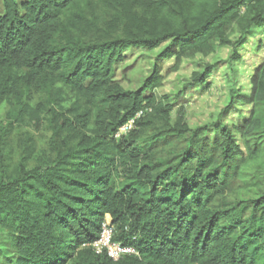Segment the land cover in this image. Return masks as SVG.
I'll return each mask as SVG.
<instances>
[{
    "label": "trees",
    "instance_id": "1",
    "mask_svg": "<svg viewBox=\"0 0 264 264\" xmlns=\"http://www.w3.org/2000/svg\"><path fill=\"white\" fill-rule=\"evenodd\" d=\"M255 29L264 32V0H4L0 105L19 88L76 97L48 110V148L14 160L0 134V228L14 264H264V181L257 198H229L245 185L244 149L263 158L264 60L250 93L237 95L250 116L214 136L191 129L184 113L173 124L154 95L159 64L137 91L114 81L132 48L169 44L158 58H174V71L226 48L239 62ZM213 73L206 65L195 85L207 88ZM156 123L162 129L146 135ZM107 217L113 241L136 255L96 252Z\"/></svg>",
    "mask_w": 264,
    "mask_h": 264
},
{
    "label": "rangeland",
    "instance_id": "2",
    "mask_svg": "<svg viewBox=\"0 0 264 264\" xmlns=\"http://www.w3.org/2000/svg\"><path fill=\"white\" fill-rule=\"evenodd\" d=\"M3 12L4 0H0V16ZM263 44L264 32L255 29L238 51L241 56L239 62L232 61V53L226 48L209 57L185 59L176 71L174 58L166 61L158 58L169 44L154 51L132 48L127 51V60L116 66L114 81L126 92L137 91L151 75L154 66L159 64L164 80L162 87L155 90L154 95L159 102L172 108L173 124L177 115L184 113L191 129L207 127L214 136L213 131L217 126H240L250 116L251 107L242 106L237 95L250 93L253 72L264 60V48H260ZM206 65L215 69V73L208 78L207 88L195 85L193 81V74L202 73ZM17 94L0 105V134H7V148H4L12 150L14 160L25 149L40 151L48 148L51 132L48 110L62 102H65L63 107L67 109L76 102V97L70 91L59 87L46 94L19 88ZM232 102L233 105L229 108ZM258 115L264 124V105L260 106ZM151 127L149 131H144L146 135L154 134L155 128L161 130L162 124L156 123ZM235 137L243 148L241 135L236 133ZM255 137L258 142L264 143V129L256 132ZM244 152L247 160L242 169L245 185L242 184L239 190L230 193L231 199L257 198L263 188L264 152L261 153L263 158L251 156L248 159L246 149ZM7 238V232L0 228V264L15 262L14 252L10 251Z\"/></svg>",
    "mask_w": 264,
    "mask_h": 264
},
{
    "label": "built area",
    "instance_id": "3",
    "mask_svg": "<svg viewBox=\"0 0 264 264\" xmlns=\"http://www.w3.org/2000/svg\"><path fill=\"white\" fill-rule=\"evenodd\" d=\"M139 114L137 117H140ZM133 127V121H130L127 125L121 128L117 137L122 134L128 133ZM114 228L111 225L110 218L107 217V220L103 223L99 240L93 245V248L97 253H101L103 250L107 253L108 257L114 261L120 260L124 256L136 255V251L130 247L125 246L121 243L114 242Z\"/></svg>",
    "mask_w": 264,
    "mask_h": 264
}]
</instances>
